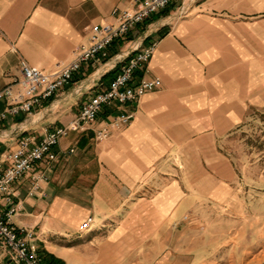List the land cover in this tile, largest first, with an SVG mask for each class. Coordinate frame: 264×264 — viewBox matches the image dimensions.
Segmentation results:
<instances>
[{
	"label": "crops",
	"instance_id": "crops-1",
	"mask_svg": "<svg viewBox=\"0 0 264 264\" xmlns=\"http://www.w3.org/2000/svg\"><path fill=\"white\" fill-rule=\"evenodd\" d=\"M130 8V0H0V90L19 78L21 59L45 72L63 66L93 25L113 23L114 10ZM171 13L179 17L158 18L141 38L168 29L153 40L146 73L159 78L160 87L132 106L131 123L100 143L94 129L101 118L88 131L70 132L60 141L62 154L48 182L35 195H27L28 176L14 186L19 210L12 223L32 229L39 250L66 264H132L137 235H144L141 250L147 239L148 217L181 214L180 167L157 164L158 159L181 153L182 138L204 131L223 136L246 104L264 106V0H184ZM112 50L107 64L83 65L73 83L41 109L4 122L0 151L15 146L13 137L2 135L15 126L16 134H41L72 121L82 99L100 90V78L113 67ZM119 110L125 109L114 112ZM73 170L76 177L68 178ZM85 187L91 188L89 203ZM150 187L158 189L149 199ZM85 221L91 229L80 233Z\"/></svg>",
	"mask_w": 264,
	"mask_h": 264
},
{
	"label": "built area",
	"instance_id": "built-area-1",
	"mask_svg": "<svg viewBox=\"0 0 264 264\" xmlns=\"http://www.w3.org/2000/svg\"><path fill=\"white\" fill-rule=\"evenodd\" d=\"M130 1V9L112 12L113 23L91 27L87 40L73 50L69 63L45 72L21 59L18 64L19 78L15 77L0 90V126L9 119L41 109L59 91L73 83L83 65L107 64L110 48L115 42L125 39L137 26L165 9L182 4L184 0ZM155 46L156 42L152 41L143 47L136 45L126 55L113 56L111 69L116 64L120 65L117 74L107 85L101 84L99 91L82 99L77 115L66 126L45 129L41 134L27 130H19L16 134L15 126L9 129L7 135L2 134L4 138L13 137L15 141L12 149L0 151V197L3 202L0 208V250L7 260L6 264H53L42 259L32 229L12 223V217L19 210L14 186L28 176L27 195H35L40 190V184L48 182L53 165L62 154L60 141L70 132L88 131L101 118L94 129L95 139L100 143L114 131L127 127L134 118L132 106L146 93L160 87L159 78L146 76ZM76 89V93H80L82 88L77 86ZM117 109L125 110L114 112ZM90 229L89 221L78 227L80 233Z\"/></svg>",
	"mask_w": 264,
	"mask_h": 264
},
{
	"label": "rangeland",
	"instance_id": "rangeland-1",
	"mask_svg": "<svg viewBox=\"0 0 264 264\" xmlns=\"http://www.w3.org/2000/svg\"><path fill=\"white\" fill-rule=\"evenodd\" d=\"M174 15L179 17L168 14ZM147 26L145 31L152 27ZM141 32L132 31L121 49V45L116 47L123 51L118 54L139 43L143 47ZM210 134L204 131L182 138L181 153H166L156 162L180 167L177 208L181 214L174 219L148 217L149 232L142 245L148 252L142 255L140 237L144 235L138 234L132 264H264V106L246 104L223 136ZM75 173L70 172L68 178L76 177ZM157 189L150 187L149 199ZM85 190L89 203L91 188ZM6 262L0 250V264Z\"/></svg>",
	"mask_w": 264,
	"mask_h": 264
},
{
	"label": "trees",
	"instance_id": "trees-1",
	"mask_svg": "<svg viewBox=\"0 0 264 264\" xmlns=\"http://www.w3.org/2000/svg\"><path fill=\"white\" fill-rule=\"evenodd\" d=\"M171 10V8L165 9L164 11L160 12L158 15L153 16L152 18H150L148 21H146L144 24H141L139 26L136 27L135 30H141V34L143 35L145 33V26L149 25L151 23H153L155 20H157L160 17H166L169 13V11ZM154 17H156V19H154ZM168 29H166L165 27L159 29L156 32L155 36H147L146 38H144L142 45L146 46L147 44L151 43L153 41V39L157 40L162 38L166 33H167ZM132 40V39H130ZM120 40H118L117 42H115L113 44V50L111 51L112 56H115L116 54H118L117 51V46L121 45V42H119ZM111 56V57H112ZM120 65L116 64L115 67L111 70H109L108 72H106L101 78H100V83H102L103 85H107V83L109 81H111L113 79V77L117 74V72L119 71ZM138 74V73H137ZM39 252L42 255V259L47 262V263H53V264H65L63 261L57 259L56 257H54L51 254L46 253L43 250H39Z\"/></svg>",
	"mask_w": 264,
	"mask_h": 264
}]
</instances>
